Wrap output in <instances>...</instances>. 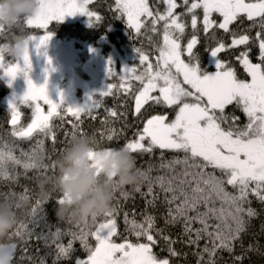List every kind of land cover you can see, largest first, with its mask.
Returning a JSON list of instances; mask_svg holds the SVG:
<instances>
[{
	"label": "snow or ice",
	"instance_id": "snow-or-ice-1",
	"mask_svg": "<svg viewBox=\"0 0 264 264\" xmlns=\"http://www.w3.org/2000/svg\"><path fill=\"white\" fill-rule=\"evenodd\" d=\"M93 2L38 0L35 12L22 18L19 29H43L44 35L26 34L28 42L22 56L11 55L8 43L0 44V71L11 80L23 73L28 84L26 92L18 98L19 103L10 101L11 128L0 135V182L18 183L24 176L36 184L41 176L55 173V160L45 155V141L50 139L53 145L56 143L53 121H65L68 115L73 118L67 120L72 131L65 132L67 144L61 155L73 139L89 135L82 128V115L95 121L101 108L105 113L102 127L91 135L97 150L104 154L116 150L111 147L99 150L97 135L112 141L123 136L125 129L135 127L122 148L140 155H151L160 149L158 167L165 170V174L153 177L151 173L156 165L151 163L147 169L138 167L143 180L133 185L131 192L116 186L108 211L94 215L91 223L68 219L67 229L47 223L43 206L48 200L40 199L31 189L25 187L19 195L0 193L2 199H8L17 209L21 202L35 195L28 222L18 219L16 228L6 238L9 242L0 243V264H12L18 243L23 246L21 262L27 259L30 264H46L45 257L38 255V249L35 259L28 255L33 238L43 242L48 249L46 255L53 257L52 264L72 261L77 241L87 252V258H76L74 264H175L171 258L189 254L178 250L177 243L189 248L195 246L191 254L197 257L196 264H217L218 253H233L237 243L244 253L259 252L258 241L244 249L243 238L249 234L252 220L261 214L252 206L253 198L264 205V0H180L179 3L155 0L153 4L149 0H113L109 10L113 17L126 18L133 39L144 35L152 44L148 33L161 37V41L156 42L155 62L142 47H136L139 70L136 66H125L119 74V85L109 84L101 90L100 96L90 95L83 105L66 104L63 93L58 100L53 99L47 83L38 85L31 79L30 42L37 40V49L46 45L54 35L48 31L49 25L63 21L69 14H86L90 25L103 22L104 17L90 9ZM159 4L165 5L163 10ZM214 14L220 19L213 18ZM245 20L251 23L246 28L240 27ZM253 29H257L254 35L251 34ZM220 30L230 36V43L217 36ZM11 31L0 25V37L12 39ZM201 34L207 41L206 51L210 53L215 71L202 68L199 55L194 51L201 42ZM253 48H258V63L251 58ZM229 50L234 54L238 52L234 55L235 61L250 79H241L232 61L220 58V53ZM6 54L12 59L6 60ZM108 72L112 78L118 75L111 60ZM133 81L138 84L134 86ZM125 94L134 101L132 115L136 125L127 122V100L124 111H120L119 106L104 107V97ZM24 105L31 108L26 124L21 123ZM229 106L241 109L248 122L241 125L234 112H226ZM157 107L166 111L153 114ZM168 110L174 113L173 119H169ZM118 121L123 127L111 126ZM23 142L30 144L27 150L20 146ZM164 150L182 153V158L177 155L166 160ZM95 155V152L90 153L93 166ZM145 182L147 191L142 192ZM226 186H231L233 191H228ZM55 192L59 197L57 204L63 203L66 194ZM133 193L141 194L145 207L140 213L124 212L125 229L121 233L117 217L122 205L114 201H126ZM158 204L164 206V227L157 226V216L149 211ZM137 215L142 219H137ZM197 223L199 227H194ZM176 224H182V232L173 238L167 230ZM36 228L42 230L36 231ZM261 229L264 232V224ZM252 235L255 238L257 234ZM65 237H70L67 243ZM114 237L122 242H116ZM90 238H94V245ZM201 241H205L202 247ZM157 247L167 251L168 257L161 258L154 251ZM243 259V255L234 256L233 264H240Z\"/></svg>",
	"mask_w": 264,
	"mask_h": 264
},
{
	"label": "trees",
	"instance_id": "trees-1",
	"mask_svg": "<svg viewBox=\"0 0 264 264\" xmlns=\"http://www.w3.org/2000/svg\"><path fill=\"white\" fill-rule=\"evenodd\" d=\"M179 3L180 0H177ZM113 3V0H94L92 4L89 5L90 9L93 11H97L100 15L104 17L103 22L91 24L89 23V17L86 14L83 13H77L75 15H67L63 21H53L52 24L49 25L48 31H51L54 33L52 35L50 41L52 46H49L48 49H50V52H55L57 54L56 56V62L59 65L63 64L66 66V68L69 67V75L74 74L78 78L82 77L84 79H87V82L93 83L91 87L86 86H77L76 87V95L78 96V100H82L86 94L87 90H90L94 88L95 86L98 87L97 91L92 92V95L94 96H100L101 90L106 89L109 84H120L119 74H122V69L127 66V64L131 66H136L139 70V54L136 51V47H142L145 51V54H149L150 59L155 62V56L158 54L156 52V42L161 41V37L157 36L152 33H148V35L152 36L153 43L150 44L147 36L141 35L137 39H133L131 34L132 30L129 28V25L126 22V18L124 17H113V12L109 10V5ZM150 4L155 3V0H149ZM158 7H160L161 10L165 7L163 4H159ZM177 11H182V9H177ZM251 22L245 20L240 27L246 28ZM188 32L191 30L188 29ZM257 29L252 30V35L255 34ZM21 32L19 28L12 29L11 36ZM143 32V29H142ZM24 34H32V35H44L43 29L38 28H25L23 30ZM105 34L107 35L104 39ZM217 36L223 37L226 43H230L229 37L220 36L217 32ZM103 37V39H102ZM187 35L185 38V42L187 40ZM11 39H5L0 37V44L9 43ZM38 43L37 40H33L30 42V53L32 52H38L43 53L46 52L42 48H47V45L41 46L39 49H37L36 44ZM74 46L77 57L73 64V66L68 65L69 63V47ZM207 47V41L203 38V34H201V42L197 45L196 49L194 51L199 55L201 67L206 68V62H208L209 56L208 51H206ZM237 53V52H236ZM235 53V54H236ZM224 57L226 55L227 60H233L234 53L229 50L227 52H223ZM251 58L254 63H258V48H253L252 53L250 54ZM186 58V55H185ZM12 57L10 54H6V60H11ZM19 59V58H18ZM109 60H111L115 66V70L118 73V75L114 78H112L109 75L108 68H109ZM32 61V60H31ZM91 62H97L99 64L96 69H92L93 65ZM89 63V64H88ZM78 64L83 65L85 64V67L87 65H90L91 68H88L87 70H83L82 72L78 71V68L76 67ZM241 66V65H240ZM239 67V65H237ZM242 67V66H241ZM64 68V70H66ZM209 71V70H208ZM81 73V75H80ZM94 73L95 75H91ZM67 73L65 72V75L63 76L64 79L66 78ZM56 78V77H55ZM97 78V79H94ZM246 73L243 74V77L241 79H248ZM134 86L138 84V82L133 81ZM96 90V89H94ZM115 92V89H114ZM11 93V86L10 83L7 81L6 76L3 74L2 71H0V135L4 134L6 131L10 130L11 125L9 123L10 121V104L7 99L9 94ZM125 100H127V109L129 112V115L127 117V122L130 125H136L137 121L135 120V117L132 115V109L134 108V101L132 100L130 95H112L108 97L103 98V104L104 107L112 108L114 106H119L120 111L125 110ZM31 103V102H30ZM46 107V106H45ZM21 111L23 113L21 117V123H28L29 117H30V111L31 108L27 105L22 106ZM166 110L163 107H157L153 114H159L164 113ZM169 111V110H168ZM99 115H97V119L93 121L90 117L86 115H82V120L84 121L82 124V128L88 132L89 135H92L93 132H95L97 129H101V120L103 119L104 108H101L98 110ZM226 112L232 113L234 112L236 116L239 117V123L241 125H244L247 123V116L243 111L239 108H235L234 106H229L226 109ZM173 113V112H172ZM95 114V113H94ZM174 115V114H172ZM73 119L70 115H68L65 118V121H61L59 119H55L53 121V124L55 125L54 131L56 132V143L53 145L52 141L46 140L45 141V155H51L53 160H56L59 156L61 151L64 149V147L67 144L65 132H71V126L67 123V120ZM112 127H116L117 129L123 127V124L121 122H115L111 125ZM135 130V127H130L125 129V134L121 136L119 139H113L112 141H108L101 137L100 135H97L98 140V149L103 150L105 148L111 147L114 149H120L124 146L126 143V140L128 138L132 137L133 131ZM21 147H23L25 150H27L30 147V144L28 142H23L20 144ZM55 149V151L53 150ZM160 149H156L155 152L151 155L144 154H134L136 157V163L137 167L142 169H147L148 165L151 163L153 165H156V167L153 168V171L151 175L153 177L158 175H164L165 170L159 169L158 165L160 163ZM17 155H19V152L17 151ZM164 155L166 160H170L173 158V156L179 155L182 158V153H176L172 150H164ZM22 172L23 169H20ZM51 174V173H49ZM29 176L32 175L31 172L28 174ZM217 175H219V172L217 170ZM25 187L32 190L33 193H36L38 191L36 184L28 179H26L24 176H21L18 183H4L0 182V193H7V192H15L17 195L22 193L25 189ZM228 191H233L231 186H226ZM132 186H126L124 188L125 191L131 192ZM157 191H159V188L157 186ZM142 192L147 191V183L145 182L141 189ZM120 193L117 191L116 197L119 198ZM58 195L54 191L52 193L51 198L48 200V202L43 206L44 209V215L46 218L47 223L53 225V226H59L62 229H67L69 227L67 220H59L55 214V210L57 207V200ZM2 199V197H0ZM35 201V195L32 196L30 199L29 206L27 210L21 211L19 214V220L21 222L27 223L30 219L29 217V211L31 207L33 206ZM122 207L120 210V215L117 217V224H118V231L123 233L125 229L124 221H123V215L124 212L131 213L133 210H135L136 213H140L144 207H145V199L141 196L140 193H133L128 200L118 199V201ZM217 206H219L217 204ZM252 206L256 208L258 211L261 212V214L257 217H255L251 222V229L249 234L245 235L243 238V247L244 249L248 248V245L251 243H254L258 241V245L260 247V251H248L244 253L239 245L237 243L236 248L234 249L233 253H229L227 251H220L217 256V264H233L234 256H244V259L240 264H264V232H262L261 225L264 224V205H261L258 201H256L253 198ZM150 212L155 214L157 216V226L158 227H164V221H163V212H164V206L161 204H158L155 209H149ZM137 219H142L141 216L137 215ZM194 227H199V224L197 223L194 225ZM41 228H36V231H41ZM54 230V228H53ZM169 234L175 238L179 233L182 232V224H176L169 226L168 230ZM252 233H256L257 235L255 238L253 237ZM126 234V233H125ZM130 239H135V237L130 236ZM68 239L70 237H65L64 242L67 243ZM113 239H116L114 237ZM9 241L7 239L0 240V243H8ZM12 242H16V240H13ZM116 242H122L119 239H116ZM90 243L92 245L95 244L94 238H90ZM205 241H201V247ZM29 252L28 255H32L35 259L37 257V249L38 255L45 257L46 264H52L53 257L50 255H46L48 252V249L44 246L43 242H37L34 238L29 242ZM22 245L18 243V247L16 252L13 255V261L12 264H30V262L25 259L23 262H21L20 257L23 255L21 249ZM175 247L182 251L189 253L185 257L181 258H171L175 261V264H196L197 257L192 255L191 253L194 252L195 246L189 248L187 246L181 245L177 243ZM75 252L73 253V259L72 261H60L58 264H74V261L76 258L86 259L87 258V252L83 249L79 241L74 243ZM154 251H156L161 258L168 257L167 251H161L159 247L155 248Z\"/></svg>",
	"mask_w": 264,
	"mask_h": 264
},
{
	"label": "clouds",
	"instance_id": "clouds-1",
	"mask_svg": "<svg viewBox=\"0 0 264 264\" xmlns=\"http://www.w3.org/2000/svg\"><path fill=\"white\" fill-rule=\"evenodd\" d=\"M38 0H0V25L16 29L22 18L35 12ZM23 31L12 36L8 43L11 55L22 56L27 45ZM95 152L96 164L90 153ZM56 171L41 176L36 187L40 199L49 200L54 191L66 194L58 203L55 214L59 220L91 223L94 215L109 210L114 188L141 183L143 177L137 167L135 155L127 149H116L111 154L99 152L91 135L72 140L66 150L55 160ZM30 200L21 202L19 209L8 199H0V240L6 239L16 228L21 211L27 210Z\"/></svg>",
	"mask_w": 264,
	"mask_h": 264
},
{
	"label": "rangeland",
	"instance_id": "rangeland-1",
	"mask_svg": "<svg viewBox=\"0 0 264 264\" xmlns=\"http://www.w3.org/2000/svg\"><path fill=\"white\" fill-rule=\"evenodd\" d=\"M106 36L107 35L105 34L104 39L106 38ZM46 45H47V48H42L46 52L38 53V52L31 51L30 53V58L32 61H31V71L29 75L31 79L38 85L47 83L48 93L50 97L53 99L58 100L60 97V94L63 93L66 104H73V105L85 104L88 101L89 96L92 95V92L97 91L98 87L100 86L98 85L90 90H87L84 98L82 100H78V96L76 95V87L86 86L89 88L91 87L93 83L87 82V79H84L82 77L78 78L74 74L69 75L68 73L69 67L66 68L64 63L58 66L56 62L57 54L55 52H50V49H48L49 46H52L51 41L49 40ZM74 48H75L74 46L69 47L68 65L70 66H73L76 60V57H77L76 56L77 53ZM236 54H238V52ZM49 58H51V63H49ZM220 58L223 59L221 56ZM224 60H227L226 55H225ZM20 62L23 63L22 59L20 60ZM91 64L93 65L92 67L93 70L99 66L97 62H91ZM232 64L237 69L238 76L242 78L243 74L245 73L243 71V68L239 65L238 62L235 61V59L232 60ZM237 65H239V67H237ZM127 66L130 67L129 64H127ZM76 67H79L78 68L79 72H82L83 70H87L88 68H91L90 65H87L85 67V64L83 65L78 64ZM209 67H210L208 68L209 71H215V67L214 68H211L212 66H209ZM64 68H66V70H64ZM65 72L67 73V76L64 79L63 76L65 75ZM91 75H95V74L92 73ZM6 78L8 82L11 80V78L8 76H6ZM94 79H97V78H94ZM248 79H250V77ZM10 86H11V93L7 97L9 104H10V101H13V100H16V102L19 103L18 98L23 96V94L26 92L27 87H28L27 79L25 75L23 73H20L19 75H17V77L14 80H11ZM45 111H47V106L45 107ZM167 114L169 116V119L174 118V115H172L174 113H172V111L170 110L167 111Z\"/></svg>",
	"mask_w": 264,
	"mask_h": 264
},
{
	"label": "flooded vegetation",
	"instance_id": "flooded-vegetation-1",
	"mask_svg": "<svg viewBox=\"0 0 264 264\" xmlns=\"http://www.w3.org/2000/svg\"><path fill=\"white\" fill-rule=\"evenodd\" d=\"M213 18H215V19H220V17H219L218 14H214V17H213ZM237 24H239V21L237 22ZM232 27L235 28V27H236V24H234ZM218 34H219L220 36H224V37H227V36H228L227 34H225V33L223 32V30H220V31L218 32ZM228 37H229V39H230V36H228ZM208 56H209L208 62H206V64H205V65H206V68H210L209 66H212L211 68H214L215 66H214V63H212V58H211L209 52H208ZM220 56H221L223 59L225 58L223 52L220 53Z\"/></svg>",
	"mask_w": 264,
	"mask_h": 264
}]
</instances>
